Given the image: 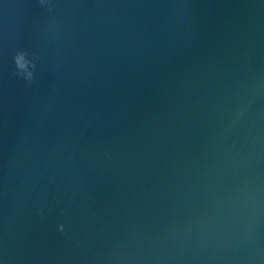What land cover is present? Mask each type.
<instances>
[{
  "label": "water",
  "instance_id": "95a60500",
  "mask_svg": "<svg viewBox=\"0 0 264 264\" xmlns=\"http://www.w3.org/2000/svg\"><path fill=\"white\" fill-rule=\"evenodd\" d=\"M0 264H264V0H0Z\"/></svg>",
  "mask_w": 264,
  "mask_h": 264
},
{
  "label": "clouds",
  "instance_id": "9594fccd",
  "mask_svg": "<svg viewBox=\"0 0 264 264\" xmlns=\"http://www.w3.org/2000/svg\"><path fill=\"white\" fill-rule=\"evenodd\" d=\"M42 2H43V0H42Z\"/></svg>",
  "mask_w": 264,
  "mask_h": 264
}]
</instances>
